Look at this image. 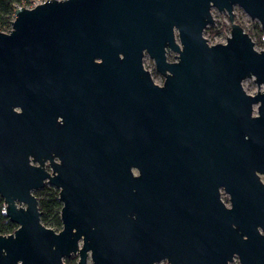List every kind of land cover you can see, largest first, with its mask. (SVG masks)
<instances>
[{"label":"water","instance_id":"obj_1","mask_svg":"<svg viewBox=\"0 0 264 264\" xmlns=\"http://www.w3.org/2000/svg\"><path fill=\"white\" fill-rule=\"evenodd\" d=\"M233 6L264 30V0H47L15 10L0 32V119L54 97L66 122L53 129L52 176L28 165L26 154L39 152L32 132L20 157L0 156L4 214L18 226L0 236V264H63L75 253L87 264L88 250L90 264H264V204L246 205L238 186L258 167L251 112L264 106V49L235 23ZM212 9L227 15L223 44L203 36ZM248 79L263 92L247 95ZM197 168L231 174L230 209L217 193L202 208L162 188V171ZM44 179L58 190L59 232L40 222L30 193Z\"/></svg>","mask_w":264,"mask_h":264},{"label":"flooded vegetation","instance_id":"obj_2","mask_svg":"<svg viewBox=\"0 0 264 264\" xmlns=\"http://www.w3.org/2000/svg\"><path fill=\"white\" fill-rule=\"evenodd\" d=\"M233 14L235 9H240L238 6H233ZM216 10V9H212ZM211 10V12H212ZM217 11V10H216ZM218 12V11H217ZM160 79V84L162 85L163 78L155 72ZM152 78V75H151ZM153 80V78H152ZM263 88H257V91L250 95L255 96L258 93H262ZM65 99L63 104H65ZM55 103L54 97H50L44 104L43 107H38L34 105L31 108H27L25 105H19L12 109V118L14 120L0 119V156L5 158H17L18 148L20 147L23 134L32 132L33 136H28L29 142H34L35 147L39 152L34 156L28 152L26 154L28 165L31 167L41 168L45 173L52 176V165L56 162L55 156V136L54 128L56 124H65V115L60 114L55 115ZM196 115L199 117V112ZM209 116V114H208ZM251 118L257 119V124L259 125L258 136L255 138L257 146V160L258 167L252 172H244L241 174L242 182L238 183L244 194L243 202L248 205L249 203L264 204V106L260 103L252 105ZM47 134V135H46ZM48 140V155L40 154L42 143ZM245 142H249L251 138L246 135L244 137ZM21 148V147H20ZM35 153V152H34ZM20 157V155L18 154ZM23 157V155L21 156ZM1 159V157H0ZM132 177L139 178L140 171L137 168L131 169ZM154 177L149 178L148 185L152 186L151 180ZM256 179V184L254 183ZM162 181L161 186L165 190L172 188L175 192L174 197L179 202H186L188 206H199V207H209L214 204V199L216 193L218 194L219 201L225 206L226 209L231 208V193L229 192L232 186V176L231 174H225L223 177H216V173L211 168H197L194 170H179L176 172L170 170H164L161 172ZM228 189V190H227ZM47 190H57L52 183H49L48 179L42 181L41 187L32 188L30 193L37 199L41 192ZM58 191V190H57ZM167 193V192H166ZM16 206H23L15 200ZM0 206L2 207V214L5 219L13 225L14 229L11 233L0 236L12 235L18 228L17 225L11 223L4 214L5 203L4 199L0 196ZM262 234V232L260 231ZM81 245V244H80ZM87 254V264H90L91 251L88 250ZM2 255H5L2 251ZM23 259V258H22ZM19 259L17 264H25V260ZM79 254L75 253L68 258L63 259V264H78ZM234 262L238 264V258L234 257ZM159 264H167V261H161Z\"/></svg>","mask_w":264,"mask_h":264},{"label":"trees","instance_id":"obj_3","mask_svg":"<svg viewBox=\"0 0 264 264\" xmlns=\"http://www.w3.org/2000/svg\"><path fill=\"white\" fill-rule=\"evenodd\" d=\"M30 5V0H0V32L7 33L10 30V23L13 20L14 12L18 8H26ZM210 28H206V30ZM257 30V41L264 38V30L255 27ZM245 31V30H244ZM251 37V32H246ZM218 34V33H215ZM213 34V35H215ZM257 43V44H258ZM256 45V44H254ZM38 210L40 212V222L47 228L55 232L61 230L60 210L61 204L58 201L57 190H47L41 192L38 196ZM2 207L0 206V234L6 235L13 231L11 225L2 214Z\"/></svg>","mask_w":264,"mask_h":264},{"label":"rangeland","instance_id":"obj_4","mask_svg":"<svg viewBox=\"0 0 264 264\" xmlns=\"http://www.w3.org/2000/svg\"><path fill=\"white\" fill-rule=\"evenodd\" d=\"M211 14L214 20L213 25L209 26L210 30L208 29L205 30V32L203 33V36L205 39H207L210 45L223 44L225 43L226 37L229 36V32H230V26L228 23L227 15L225 13H219L216 10H212ZM234 19H235V23L240 25L245 30V32H251V39L253 43L256 44L255 50L257 51L263 50L264 49V38L260 41V43H258L257 41L258 33L255 27L256 26L259 27L258 23L256 21H251L246 16V14L240 9H235ZM215 33H218V34H215ZM174 56L175 54H173L172 52H169L167 54V61L173 62L175 60ZM143 66L152 75L153 82L160 84L161 81L158 75H155L154 63L147 56H145L143 60ZM242 87L244 91L250 95H253L257 91V86L254 83L253 79H248V80L243 81ZM233 264H238V263L234 262Z\"/></svg>","mask_w":264,"mask_h":264},{"label":"built area","instance_id":"obj_5","mask_svg":"<svg viewBox=\"0 0 264 264\" xmlns=\"http://www.w3.org/2000/svg\"><path fill=\"white\" fill-rule=\"evenodd\" d=\"M46 1L47 0H30V5L26 8L31 9V8L35 7L36 5L45 3ZM57 1H61V0H57Z\"/></svg>","mask_w":264,"mask_h":264}]
</instances>
